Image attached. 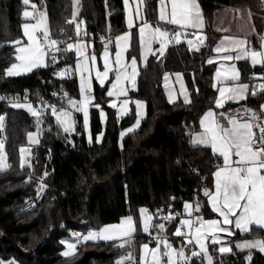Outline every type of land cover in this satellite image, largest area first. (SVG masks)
Instances as JSON below:
<instances>
[{
    "label": "trees",
    "instance_id": "16d2710c",
    "mask_svg": "<svg viewBox=\"0 0 264 264\" xmlns=\"http://www.w3.org/2000/svg\"><path fill=\"white\" fill-rule=\"evenodd\" d=\"M43 8L47 15L49 32L74 33L73 20L87 33L95 48L97 38L112 37L125 29L123 0H30ZM157 0H145L146 14L157 22ZM204 19L206 39L199 51L190 50L184 41L167 47L162 56L150 54L139 68L136 88L129 95L145 102V118L138 128L119 141V131L134 119L133 108L118 118L115 109L106 104L104 87L94 84L95 104L105 110L104 127L100 110L89 108L91 142L86 139L81 114L75 113V132L65 133L53 123L50 112L39 143L34 147L31 167L18 163L19 147L26 142V133L34 129L35 121L26 109L10 106L0 100L4 115V142L7 155L6 170H0V256L12 258L19 264H115L120 252L115 241H87L78 246L71 257L60 253L61 238L72 230L88 229L118 220L137 208L181 207L185 199L200 205L207 216L205 196L199 182L204 178L207 187L214 168L215 155L207 146L193 145L189 134L199 126L202 113L215 107L216 88L213 84L214 63L208 64L216 33L212 28L213 12L222 6L248 7L258 30L264 18L262 0H199ZM22 0H0V94L39 90L43 97L55 103H64L66 97H77V81L59 78L52 70L34 69L19 77H6V67L15 59V44L22 37ZM128 56H138L139 40L136 28L131 30ZM159 56V58H157ZM59 65L71 66L69 53H61ZM241 79L254 85L247 62L238 63ZM166 71H180L190 93V102H169L164 94L161 78ZM37 76H40L37 79ZM251 91V89H250ZM239 102H227L224 108L241 105L260 113L264 93L250 94ZM56 93L57 95H52ZM62 94L63 97H60ZM102 129L101 142L95 140ZM45 171L48 173L44 177ZM31 175V181L26 182ZM43 180L41 181V178ZM47 187L38 196L41 184ZM31 202L33 204H31ZM176 221L166 230L170 233ZM236 232L235 237L254 235ZM137 230L132 243L135 248L146 238ZM212 264H264V253L258 249L233 248L220 253L212 244L208 248ZM125 252V250H124ZM251 255V260L246 259ZM135 264H140L138 261ZM189 264H205L203 258H193Z\"/></svg>",
    "mask_w": 264,
    "mask_h": 264
},
{
    "label": "snow or ice",
    "instance_id": "6c2138e0",
    "mask_svg": "<svg viewBox=\"0 0 264 264\" xmlns=\"http://www.w3.org/2000/svg\"><path fill=\"white\" fill-rule=\"evenodd\" d=\"M141 3L144 0H140ZM264 2V0H262ZM23 5L28 6L29 0H22ZM125 8L129 10V16L131 17V8L129 0H123ZM159 17L160 21H164L167 25L175 26L177 31L171 32L168 29L156 26L146 36V29L150 28L151 25L143 19L140 13L139 7L136 9V18L141 20L142 23L139 26V38L141 47H147V45L153 41L158 40L160 47L152 52V55L162 56L166 49L168 42H175L179 44L181 41L180 36L187 37V32L184 30L195 29L202 31L204 28V21L202 10L200 8L199 0H159ZM170 5V9L168 7ZM33 9L36 5L31 6ZM239 11V10H237ZM40 19L37 23L30 25L25 23L23 25L24 36L27 38V44L23 40H16L13 43L16 45L15 48V61L12 63L4 72L6 77H19L27 73L33 72L34 69L42 67L56 66L59 63L58 53L71 52L75 50L78 59L75 65V71L80 73V94L82 99L77 102L72 98L66 97L67 104L71 106L76 113H82L84 117L85 128H88L89 123V106L100 110V116L102 123L106 121V114L100 104L92 103V68L87 66L89 59L94 67L96 64V55L92 54L90 57L87 56L83 51V44L72 43L67 44L66 48L58 47V45L64 43L52 39L50 33L44 24L43 13H37ZM75 13L73 14V20L69 23L75 24V34L78 38L83 39L87 33L80 28L79 23L76 22ZM24 18L37 19V16L33 15V12L24 11ZM251 18V13H249ZM128 28L134 27L131 18L128 20ZM31 28V31H29ZM229 29H223L227 32ZM39 33V35L37 34ZM195 35V33H193ZM103 39V37H101ZM131 39V33H125L124 35L116 38V47L119 49L121 41H129ZM200 43L206 39L204 36H200ZM189 49L192 50L194 45L191 39L187 40ZM247 45V46H246ZM261 48H264V43L261 44ZM227 52L229 49L238 50L237 55L231 54L223 55L224 61L249 59L251 60L252 66L264 65V51L251 50V44L245 39H236L234 37L225 35L221 41L217 44L215 51L221 52V50ZM196 51H199V47H195ZM127 51V49H124ZM122 52L117 50L115 53V68L110 66L109 62V51L105 47L103 51L102 59L103 72L99 69L95 71V80L99 82L103 88L109 77L110 72L115 73V82L111 84V88L107 91L108 97L127 96V89L121 87V81L126 80L129 83H134L137 73V59L132 57L130 63L125 65L121 63ZM157 56V58H159ZM258 57L260 59H258ZM146 62V57H143ZM208 64L214 63L213 59L207 61ZM131 69L130 74L128 70ZM231 75H228V72ZM73 73L71 66L59 69L53 73L54 76L59 78H70ZM180 77V74H175ZM167 78V74H165ZM216 77L221 85H226L227 82L235 83L234 87L221 86L217 88L219 98L215 100L216 108H223L225 103L229 101H239L247 98V95L256 96L260 93H264V83L258 85L240 84L236 83L240 79V74L235 66H231L226 72L222 73L219 69L216 72ZM252 79L264 80V76L253 77ZM227 94V96H226ZM52 95H57L53 93ZM226 97V98H225ZM8 99L6 97H0V100ZM21 98H12L10 106L17 109H26L36 120L37 131L35 133L28 134V140L30 144H38V136L42 133V129L39 125L44 123L43 112L45 108L50 109L51 116L55 119L57 124L62 127L65 133L75 132V122L73 120L72 111L66 108H57L54 104H46L43 108H36L31 103L27 102V96L23 97L25 103L18 102ZM169 101L172 102V97L169 96ZM185 102H190L185 95ZM129 101L124 99L121 101V109H126ZM137 107V120L133 127H130L125 132L121 133V137L132 133L136 128L139 127L140 109L143 107L142 102L136 101ZM109 107L116 108L117 104L115 101L109 104ZM261 112H264V105L260 106ZM127 112L122 110L117 113L118 118L122 115H126ZM223 119H227V124L223 123ZM5 117L0 115V130L4 128ZM200 126L203 128V132L200 133L197 138L193 140L194 145L208 146L212 149L214 155H218L223 160V166L219 167L215 171L214 175V189H204L203 195L208 197V202L213 212L218 213L219 217H222V222L217 219L203 220L202 217H197L194 221L191 219H182L180 221V227H177L174 232V237H187V234L181 231L182 227L192 226L199 224L206 229L201 233L200 228H196V236L194 242L199 246V251L188 250L186 256L187 244H192V240H187L184 247L174 249L173 245L166 239L152 237L151 242H155L156 247L149 249V244L142 245L143 254L140 257V264H189V262L196 257L204 256L208 259V264H212V258L208 255L207 241L212 245L222 244L223 241L217 235V233H226L231 236L234 232L231 230L233 226L235 229L250 233L252 229L264 230V119L260 115L252 110H244V115H232L227 117L225 113H215L213 110H209L204 114L200 120ZM103 133L96 137L97 142H101ZM92 137L89 135V142ZM5 142L4 139H0V170H6L9 165L4 163L6 160V154L4 152ZM20 152V167L25 166L31 167L30 157L31 149L21 147ZM236 157V159H233ZM48 173L45 171L44 177ZM31 175L26 182L31 181ZM43 177L41 178V181ZM47 186L41 182L38 187V196L43 193ZM196 212L200 211V206L197 203L194 209ZM163 210H157L154 214L156 217H160ZM171 211V210H169ZM184 213L188 216L192 215V205L189 203L184 204ZM140 220L142 231L145 234L150 233L151 230H155L158 233L165 231V223L155 224L153 223V214H149L148 209H139ZM181 213H176L175 216L167 215L164 216V221H170L181 216ZM137 231V225L133 220L132 216H128L121 220L119 224L106 225L97 231H89L87 234L81 235L78 233L72 234L76 240V243H67V250L62 253L65 257H71L75 254L77 243L81 240L95 241H120L117 247H131L132 237ZM62 243H64L62 241ZM161 247L163 251H161ZM236 248L243 251L244 249H258L264 252V240H254L242 243H237ZM148 251L151 252V258L147 256ZM220 253L231 252L230 247L219 248ZM174 256L179 258L174 260ZM249 261L251 255L246 257ZM125 261H133L135 264V258L131 252L127 253L125 257L118 259L115 264H125ZM0 264H15L14 261H3L0 260Z\"/></svg>",
    "mask_w": 264,
    "mask_h": 264
},
{
    "label": "crops",
    "instance_id": "0c3cea01",
    "mask_svg": "<svg viewBox=\"0 0 264 264\" xmlns=\"http://www.w3.org/2000/svg\"><path fill=\"white\" fill-rule=\"evenodd\" d=\"M129 5L131 8V17L129 16V10L125 8V5L123 3V10H124V19H125V29L117 34H115L112 37H107L108 40L105 44H101L99 41L98 42V47L95 48L93 45V42L91 39L86 38L85 36L83 37V39H80L76 36L75 34V24H74V33L72 35H70L66 42L67 44L72 43L73 45H76L77 43L79 44H83L84 48H82V51L87 55V56H91L92 54L96 55V64L93 67L91 64V60L89 59L87 66L89 68H92V103L95 104V96H94V84L97 83L99 84L98 81L95 80V71L96 69H99L101 72H103V51L105 49V47H107L108 51H109V62H110V66L115 68V53L117 52V50H120L122 52V56H121V63L122 64H129L130 60L132 57H136L137 59V73H139V68L141 66H143L146 62L144 61L143 57L148 58V56L152 53L155 52L159 47H160V43L158 40H153L151 41L147 47H141L140 44V38H139V26L141 25L142 21L138 20L136 18V9L137 7H139L140 9V13L141 16L143 17L144 20L147 21V23L149 25H151L150 28L146 29V36L148 33H150L156 26H160L162 28L168 29L171 32H175L179 29H177L175 26L172 25H167L164 21H160L158 19L159 17V9H160V5H159V0H157L156 3V17H157V22L152 23L149 18L147 17L146 14V9H145V0L143 3L140 2V0H129ZM169 9H170V5H168ZM39 10H41L46 18V27L49 31L48 28V22H47V15L46 12L43 8H38ZM239 10V11H237ZM249 13H251V11L249 10L248 7L245 6H241V7H231V6H222L219 7L217 9L214 10L213 12V19H212V28L214 30V32L216 33V40L214 41L213 45H212V52L210 54V56L208 57L209 59H213L214 60V67H213V73H212V77H213V84L216 88V97L215 100L217 98H219V93L217 91V88L221 87V86H228V87H234L235 83L233 82H227L226 85H221L216 77V72L219 69L222 73L226 72L231 66H235V68L238 70L239 74H240V79L238 82L236 83H240V84H249V81L247 79H241V73H240V68L238 66V63L240 61H244L247 62L249 64L250 67H254L251 64V60L249 59H241V60H232V61H224L222 59L223 55L226 54H231L233 56L237 55V51L238 50H231L229 49L227 52H225L223 49L221 50V52H216L215 48L217 46V44L221 41V39L223 38V36L228 35L231 37H234L236 39H245L247 38V40L250 42L251 44V50H255V51H264V48H261V44L264 43V18H263V23L261 26V29L258 30L257 27L255 26V23L253 21L252 18V14H251V18H249ZM22 15V14H21ZM23 17V16H22ZM129 18L132 19L134 27L137 30V34H138V40H139V52H138V56H128L127 55V51H124V49L129 48L130 46V42L131 39L129 41H121L120 42V47L119 49H117L116 47V38L120 37L122 35H124L125 33H131V29L128 28V20ZM28 20H33L32 18H24L23 17V22L22 24H24L25 21ZM204 21V19H203ZM77 22V21H76ZM78 23V22H77ZM80 25V24H79ZM80 28H82V26L80 25ZM223 29H229L227 32L223 31ZM187 32V37L185 36H180L179 39L180 41H184L186 43V45L188 46L187 40L191 39L193 41L194 46L196 47H200L202 44L200 43V36H206L205 30L203 28L202 31H197L195 29H187L184 30ZM193 33H195V35H193ZM132 34V33H131ZM25 44H27V39H25ZM204 43V41H203ZM255 44V46H253L252 44ZM66 44V47H67ZM247 46V45H246ZM16 47V45H15ZM167 47V44H166ZM189 47V46H188ZM193 49H195V47H193ZM69 53V56L71 57V67L73 68V74L76 77V81H77V97H70L73 100H76L77 102H79L82 97L80 94V73L75 71V65H76V61L78 59V56L75 52V50L73 49L71 52H67ZM158 54V53H157ZM258 59H260L258 57ZM15 60V59H14ZM147 60V59H146ZM262 65H257L255 67H261ZM6 70V69H5ZM131 69L128 70L127 74H130ZM165 74H167V78L165 77ZM175 74H180V77L178 78L177 75ZM228 75H231V72H228ZM137 76L135 77L134 83H129L126 80L121 81V87L126 88L127 89V96H120L119 98L117 97H108L106 95L107 91L111 88V84L113 82H115V73L114 72H110L109 73V77L106 81V84L104 86V90H103V94L106 97V104H110L111 102L115 101L117 104V107L114 108L116 114L119 111H126L127 113L130 111L131 108H133L134 110V119L133 122L130 124L129 127H124L120 133H119V141L123 138L121 137V133L125 132L127 129H129L130 127H133L136 124V120H137V107H136V101H140L143 104V107L139 110L140 111V116L142 117L140 119V122L145 118V102L144 100H142L141 98L138 97H132L129 95L131 90H134L136 88V80H137ZM251 77H260V76H264L263 74H260L259 76L256 75H251ZM260 83H264V80L259 79V84ZM100 85V84H99ZM161 85L165 94L166 99L169 101V96L172 97V102L177 101V100H182L185 102V95L187 96L188 100H190V93L189 90L186 86L185 83V79L183 74L180 71H166L163 73L162 78H161ZM227 96V94H226ZM226 98V97H225ZM124 99H128L129 103L127 105L126 109H121V101ZM67 101V100H66ZM241 101V100H239ZM239 101H229V102H239ZM170 102V101H169ZM226 104V103H225ZM68 105V104H67ZM261 105H264V99L261 101ZM66 106H64L65 108ZM91 106H89L90 108ZM249 107H244L241 105H233L231 107L228 108H216L215 107H210L208 109H206L202 115L199 118V122L201 120V118L204 116V114L206 112H208L209 110H213L215 113H220L223 112L226 114L227 117H230L232 115H244V110H249ZM76 113V112H75ZM260 116H262L264 118V112L258 113ZM51 115V114H50ZM123 116V115H122ZM121 117V116H120ZM52 121L54 124H56L57 126H59L57 124V122L55 121V119L51 116ZM45 119V117H44ZM226 121L223 122L225 124H227V119H225ZM140 125V124H139ZM61 128V126H59ZM203 132V128L199 126L196 130L191 131L189 134V141L191 144H193V140L195 138H197V136ZM194 145V144H193ZM208 147V146H207ZM210 148V147H209ZM210 150L212 151V149L210 148ZM213 152V151H212ZM215 158L219 161V165L214 167L212 172H211V176L209 178V186L207 187V189L211 190V191H215L214 189V173L215 171L218 170L219 167L223 166V160L221 157H219L218 155H215ZM233 159H236V157H233ZM204 205L206 207L207 216L210 217H214V219H218L222 222V217H219L218 213H215L212 211L211 206L208 202V197H205L204 200ZM195 206V204H194ZM200 206V205H199ZM201 211V210H200ZM204 215V214H203ZM205 216V215H204ZM226 227H231V230L234 232V235L236 234V232H240V233H244L241 232L237 229H235L233 226H226ZM254 235L251 236H239V237H235L234 235H227L226 233H221V236L225 237V242L222 243V245H225V247H230L231 250L233 248H236V244L237 243H242V242H247V241H254V240H264V230H259V229H255L254 228ZM210 245V243H209ZM217 249L218 245H214ZM238 249V248H236ZM247 249V248H246ZM218 250V249H217ZM219 251V250H218ZM264 253V252H263ZM211 256V255H210ZM202 257V256H201ZM212 258V256H211ZM204 261V260H203Z\"/></svg>",
    "mask_w": 264,
    "mask_h": 264
},
{
    "label": "rangeland",
    "instance_id": "374dc122",
    "mask_svg": "<svg viewBox=\"0 0 264 264\" xmlns=\"http://www.w3.org/2000/svg\"><path fill=\"white\" fill-rule=\"evenodd\" d=\"M73 3H74V8H75V10H76V8L78 7V0H74ZM32 5H36V8L33 9V8L31 7ZM24 11H30V12H33V15H34V16H37V19L28 20V21H25V22H24V24H25V23H28V24H30V25H34V24H36V23H37V20L40 19V17L37 15V13H43L41 10L38 9L37 4H36L35 2H33V1H30V0H29V5H28V6H25V7L22 9V11H21L22 16H23V12H24ZM43 15H44V13H43ZM24 24H22V37H20V38L17 39V40H23L24 43H25L24 38H25V39H27V38L24 36V29H23V25H24ZM44 24L46 25V18H45V15H44ZM29 31H31V28H29ZM37 34L39 35V33H37ZM193 45H194V44H193ZM194 47H196V46H194ZM15 48H16V47H15ZM15 54H16V53H15ZM14 62H16V61L14 60L12 63H14ZM12 63H10V64L6 67V69H7ZM42 68H43V67H42ZM142 100H143V99H142ZM10 102H11V101H10ZM18 102H20V103H25V101H21V100H19ZM96 104H98V103H96ZM100 105H101V104H100ZM101 107H102V106H101ZM65 108L68 109V110H70V111H72V113H73V120H74V122H75V117H74L75 111H74L73 109H71V106H70V105H67ZM102 108H103V107H102ZM103 111L105 112L104 108H103ZM80 114H81V123H82V127H83V130H84V133H85L86 139L89 140V135H91V133H90V126H89V123H88V128L86 129V128H85V124H84V117H83V114H82V113H80ZM0 115L4 116V115L1 114V113H0ZM100 117H101V116H100ZM132 122H133V121H132ZM132 122H131V123H132ZM104 123H105V121L102 123V124H103L102 128L104 127ZM131 123H130V124H131ZM34 124H35L34 129L29 130V131L26 133V142H25L24 144H22V145L19 147V149H20L21 147H25V148H30V149H31L30 162H31V160H32V158H33V156H34V147L37 145V144H30V143H29V140H28V134H29V133H35V132L37 131V124H36V122H35ZM130 124H128V125H126V126H124V127H125V128H126V127H129ZM39 127L42 129V131H43L44 127H47V124H45V119H44V123L41 124V125H39ZM124 127H123V128H124ZM123 128H121L120 131H121ZM61 130H63L62 127H61ZM120 131H119V133H120ZM101 133H102V129L99 130V131L96 133V135H95V140H96V137H97L98 135H100ZM40 135H41V134H40ZM40 135L38 136V139H39V140H40ZM91 137H92V136H91ZM0 139H1V138H0ZM4 152H5V147H4ZM5 154H6V152H5ZM4 163L7 164V155H6V160L4 161ZM18 163H19V165H20V152H19V155H18ZM185 203H189V204L192 205V202H191L190 199H185V200L183 201V207H184V204H185ZM31 204H33V203L31 202ZM195 206H196V205H195ZM195 206L192 205V215H191V216L185 215V216L180 217L179 220H178V222L175 224L174 228L171 230V232H170V233H167V234L162 238V239H166L169 243H171V244L173 245V248H174V249H179V248H181V247H184L185 244L187 243V240H192L193 243H192V244H187V248H190V250H192V251H199V250H200V249H199V246L195 244V242H194V238H195V236H196V234H197V233H196V228H200V229H201V233H203L204 231H206V229H205L204 227H202L201 225H199V224H194V225H192V226H185V227H184L185 230H184L183 232H185V233L187 234V237H186V238H185V237H174V235H173L174 232H175V230H176V228L180 226V221H181L182 219H191V220H193V221H194L197 217H202L203 220H212V219H214V217L204 216L203 213H202V211L196 212V211L194 210V209H195ZM141 208H146V207H145V206H139V207L137 208L136 216H134L132 213H127V214L121 216V217H120L118 220H116V221L107 222V223H103V224H101V225H99V226L90 227V228L86 229V230H87V233H88L89 231H97V230L101 229L102 227H104V226H106V225L119 224V223L121 222V220H123L124 218H126V217H128V216H132L134 222H135L136 225H137V230L139 231L140 234H144L143 231H142L141 220H140V214H139V209H141ZM146 209H147V208H146ZM217 220H218V219H217ZM79 230H84V229L81 228V229H79ZM79 230H72V231L69 232V234H68L67 236H64V237L61 238V240H60V242H61V244H62V247H61V249H60V253H61V254L67 250V243H69V242H71V243H76V240H75V238L73 237L72 234H74V233H78ZM217 235L221 238V240H222L223 242H225V237L221 236V233H217ZM132 238H133V237H132ZM62 241H63L64 243H62ZM95 241H103V240H95ZM151 241H152V240H151L149 237H146V238H143V239L140 241V243H139V245H138L137 248H135V246L133 245V243H131V247H128V246L123 247V248L119 247L120 252H119V253L117 254V256H116V261H117L118 259L122 258V257H125L127 253L131 252L132 255H133L134 258H135V262L138 261V262L140 263V257H141V255L143 254L142 245L148 243V244H149V249H152V248H155V247H156L155 242H151ZM115 243L118 244V243H120V241H115ZM205 243H207V245H208V246H207V251H208V255L210 256L211 254H210V252H209V250H208V248H209V243H208L207 241H205ZM217 245H218V247H217L218 250H219V248H220L221 246L225 247V245H222V244H217ZM78 246H79V245H78V243H77V246H76L75 252L78 250ZM124 250L126 251V253L124 252ZM161 250H163L162 247H161ZM185 254H186V253H185ZM62 256H63V255H62ZM147 256H148L149 259L151 258V252H150V251H148ZM186 256H187V254H186ZM64 257H65V256H64ZM202 258H203V260H204V263H205V264H208V259H207L206 257H204V256H202ZM176 259H179V258H177V257L174 256V260H176ZM0 260H3V261H5V262L11 260V261H14L15 264H19L18 262H16V261L13 260L12 258H2V257L0 256ZM125 264H134V262H133V261H125ZM164 264H166V261L164 262Z\"/></svg>",
    "mask_w": 264,
    "mask_h": 264
},
{
    "label": "built area",
    "instance_id": "2783aa9c",
    "mask_svg": "<svg viewBox=\"0 0 264 264\" xmlns=\"http://www.w3.org/2000/svg\"><path fill=\"white\" fill-rule=\"evenodd\" d=\"M77 22L79 23L80 20H77ZM82 30H84V28ZM50 36H51L52 39H56L58 41H63L64 42V43L58 45V47L66 48V44H67L66 40H67V38L63 34L53 35V34L50 33ZM107 40H108L107 37H103V39H101V36H99L97 38V41H99L101 44H105L107 42ZM173 43H175V42L174 41L173 42H168L169 45H172ZM252 45L255 46L254 43ZM60 54L61 53H58V60L60 59ZM43 68H44V71L52 70V73H54L55 71H57L59 69H62V66L57 64L56 66H49V67H43ZM263 73H264V65L259 67L258 70H252L251 71V75H253V76L254 75L259 76L260 74H263ZM258 84H259V79L256 80L254 85H258ZM59 95H60V97H63L62 94H59ZM25 96H27V102L31 103L34 107H36L38 109L39 108H43L44 105H46V104H54V105L57 106V108H61V107L64 108V103H63L64 101L62 103H55V102L49 101V99L43 97L42 93L39 90H36L33 95H29L26 92H23V93L14 92V93H1L0 94V97L8 98V99L2 100V101H5V102H8V103L10 101H12V98H15V97H20L21 101H25L23 99V97H25ZM249 110L255 111L252 108H250ZM49 112H50V109L45 108L44 112H43V117H45ZM29 115L32 116L30 113H29ZM260 117L262 119H264L262 116H260ZM32 118L36 122V120H35V118L33 116H32ZM0 138L1 139L4 138V131L3 130H0ZM218 165H219V161L215 158L214 167H216ZM199 188H200V192L202 194H203L204 189H207V185L205 183L204 178H201V180L199 182ZM191 202H192V205H194L193 200H191ZM147 209H148L149 214H153V223H155V224L165 223V231L163 233H158L157 231L150 229L151 235L146 234V236L149 237L151 240H152V237H157V238H161L162 239L167 234L166 230H167V228L169 227V225H170V223L172 221H176V223H177L180 217L187 215L186 213H184L183 204H182V206L180 208L179 207L178 208L177 207H172L171 205H169V206H166V207H154V208H147ZM157 210H163L160 217H156L154 215L157 212ZM169 210H171V211H169ZM176 213H181L182 215L179 216L178 218L174 219V220H170V221H167V222L164 221V219H163L164 216H167V215L175 216ZM184 230H185V228L182 227L181 231H184ZM78 234H81V235L87 234V230L86 229L79 230ZM83 242H85V241L81 240L78 243V245H81ZM161 251H163V250H161ZM125 253H126V251H125Z\"/></svg>",
    "mask_w": 264,
    "mask_h": 264
},
{
    "label": "water",
    "instance_id": "95a60500",
    "mask_svg": "<svg viewBox=\"0 0 264 264\" xmlns=\"http://www.w3.org/2000/svg\"><path fill=\"white\" fill-rule=\"evenodd\" d=\"M40 78V76H37V79H39ZM226 120L225 119H223V122H225ZM188 250H190V248H187L186 249V254H188Z\"/></svg>",
    "mask_w": 264,
    "mask_h": 264
}]
</instances>
